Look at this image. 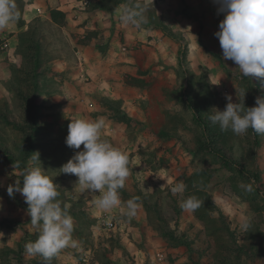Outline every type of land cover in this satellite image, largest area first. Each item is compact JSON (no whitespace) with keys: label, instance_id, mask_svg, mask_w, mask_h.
I'll use <instances>...</instances> for the list:
<instances>
[{"label":"rangeland","instance_id":"obj_1","mask_svg":"<svg viewBox=\"0 0 264 264\" xmlns=\"http://www.w3.org/2000/svg\"><path fill=\"white\" fill-rule=\"evenodd\" d=\"M35 1L42 5L40 9L44 11L47 10L46 6L61 3L59 0H16V3L23 6L26 2ZM136 4L139 3L133 2L131 6ZM144 9L147 18L144 25L153 26L157 21L149 22L150 13ZM44 11H39V14L44 16ZM183 13V25L175 27L173 32L184 39L186 55L180 60L179 42L176 54L169 48L167 51L170 55L166 53L168 61L171 56L176 62L174 74L169 73V63L162 60L161 73L152 67L143 73L148 79L145 84L149 85L147 98L141 97L133 89L128 93V98L122 99L123 102L114 103L115 108H110L109 103L105 104L108 109L105 113L111 117L113 131L104 138L126 152L130 161V175L124 191L120 190L121 205L110 211L105 212L96 207L98 193L81 192L75 185L78 178L61 172L62 165L71 159L76 150L69 148L65 142L69 122L65 121L64 113L54 102H48L57 90L56 80L49 79L48 68L44 69L51 57H46L41 70L36 98V125L30 146L25 143L20 131L4 117H13L18 121L25 118L13 89L16 86L13 66L23 64V59L20 64L11 67V75L3 82L5 89L0 92V175H6L8 181L0 186V197L12 199L7 193L8 186L16 180L22 181L30 157L34 152H39L40 163L57 184L60 194L58 199L68 204L69 210H73L78 217V223L83 224V227H79L82 249L78 245L63 249L56 257L58 264L172 262L175 257L171 254L161 260L152 251V243L157 244V239L162 238L170 243L171 239L169 241L165 235L169 230L176 236L186 234V241L196 249L206 247L209 237L201 231L204 227L194 212L183 211L179 206L187 198L186 191L177 195L170 191L178 182L182 181L186 185L185 179L190 175L207 184L208 192L216 204L213 215L217 216L218 211H221L227 217L233 237L228 239L225 236V242L232 243L231 239L242 242L245 229L241 225L249 221L252 228H259V243L264 246V135L249 129L245 135L237 136L231 130L221 131L218 125H212L214 130L209 133L214 136V141L210 143H215L216 148L224 149L228 155L242 162L250 174L259 175V180L255 181L253 177L240 175L234 166L226 167L217 155L201 147L207 139L192 108L196 107L204 117H208L215 111L213 107L220 110L225 108L228 102L225 94L232 95L233 102H239L238 96L242 101L245 92V106H255L256 97L264 96V81L243 77L232 61L223 59L219 39L214 35L223 14L218 15L215 10L210 14L209 7L195 13L187 5L183 7ZM43 18L35 19L32 34L43 40L44 51L56 44L66 49L60 27ZM29 42L30 38L22 39L21 48L25 49V44ZM133 78L138 79L128 74L129 81L134 82ZM190 100L193 103H189ZM248 184H252L251 192L241 187ZM17 194L15 196L19 198ZM144 196H147L148 206L142 201ZM131 198H138L139 208L137 215L129 219L121 214L120 207H124ZM94 213L97 217L91 215ZM107 216L118 217L116 228L107 229L103 225L101 220ZM211 236L215 238V235ZM178 252L188 256L190 263L186 245H181ZM197 257V253H194L193 260ZM202 262L206 264L207 260L203 258ZM247 263L264 264V260L255 254Z\"/></svg>","mask_w":264,"mask_h":264},{"label":"crops","instance_id":"obj_2","mask_svg":"<svg viewBox=\"0 0 264 264\" xmlns=\"http://www.w3.org/2000/svg\"><path fill=\"white\" fill-rule=\"evenodd\" d=\"M59 1L60 4L46 6L45 11L40 9L42 5L37 1L26 2L22 14L24 24L20 25L17 21L7 29L0 30V92L5 89L3 82L11 75V67L22 61L18 51L19 33L28 30L35 19L45 17L43 19L60 27L67 46L62 49L56 44L49 50L45 49V55L51 57L47 62L49 79L56 80L57 87L54 97H49L48 102L59 106L65 121L69 123L71 118H103L105 126L102 136L111 135V117L105 113L108 109L102 99L122 101L128 98V93L133 89L141 97L147 98L149 85L145 84L148 79L143 73L150 67L161 73L163 67L160 61L163 60L171 66L169 73L174 74L176 62L171 56L168 61L166 53L170 55L167 51L169 48L176 54L179 44L150 24L140 28L122 24L120 14L125 6L134 7L131 6L132 1L121 2L114 11L92 8L89 0ZM139 4H150L161 21L173 29L183 25L185 5L195 13L209 7L212 14L218 8L213 0H139ZM53 8L65 13L63 24L52 21L50 11ZM39 11H44V16ZM128 74L138 78L134 80L136 85L129 83ZM7 181L6 175H0V186ZM17 195L19 198L15 196L10 200L0 197V264H41V257H31L25 253V244L36 239L37 231L30 221L24 197L20 193ZM70 214L74 219L73 239L82 249L78 217L73 210ZM91 215L97 217L95 213ZM157 240V244L152 243V251L161 260L168 254L175 257L172 262L164 260L160 264H192L188 256L179 254L178 248L181 246H171L162 238ZM5 248L11 250L7 256V252H1ZM51 264H58L57 258H53Z\"/></svg>","mask_w":264,"mask_h":264},{"label":"clouds","instance_id":"obj_3","mask_svg":"<svg viewBox=\"0 0 264 264\" xmlns=\"http://www.w3.org/2000/svg\"><path fill=\"white\" fill-rule=\"evenodd\" d=\"M213 2L218 5L217 14H223L214 34L219 39L223 59L232 61L243 77L264 81V0ZM144 13L145 9L140 4L125 6L119 18L124 25L140 28L147 23ZM20 18L16 0H0V30L7 29ZM245 96L246 92L242 101L238 96L239 102H233L232 95L225 94L228 101L225 108L213 107L215 111L208 119L221 131L231 130L237 136L245 135L249 129L264 135V96H257L252 107L245 106ZM104 126L103 118H71L65 142L76 151L60 169L62 173L78 178L75 185L81 192L98 193L95 205L107 212L121 205L120 190L125 187L130 175V161L126 152L102 136ZM40 162V153L34 152L24 168L22 181L10 184L7 193L10 198H14L16 193L24 197L30 221L37 231L36 239L25 244V253L41 257V264H51L53 258L66 247H77V242L73 239L74 219L69 205L58 199L57 184ZM241 187L252 191V184ZM185 189L181 181L170 191L177 195L183 194ZM201 204L197 196L190 195L179 206L191 213L198 210ZM138 208V198H131L124 207H120V212L131 219L137 215ZM250 226L249 221L241 225L245 230Z\"/></svg>","mask_w":264,"mask_h":264},{"label":"trees","instance_id":"obj_4","mask_svg":"<svg viewBox=\"0 0 264 264\" xmlns=\"http://www.w3.org/2000/svg\"><path fill=\"white\" fill-rule=\"evenodd\" d=\"M89 1L91 2L92 8H101L110 11H114L115 9H117L119 4L123 1H132L134 3H139V0ZM17 7L21 16L18 22L20 25H23V6H19L17 4ZM141 7L146 8L147 11H149L150 17L148 19L150 22L157 21L155 24H153V27L160 28L165 35L181 44V50L179 51V54L180 60H182L186 55L187 49L186 45L184 44V39L174 34V29L161 21L160 16L156 14L155 9L150 4H141ZM50 15L54 23L58 25L64 23L65 13L61 10L53 8L50 11ZM33 25L34 23H31L28 30L19 34L18 51L21 54L24 63L13 66V80L16 83V86L13 89L16 92L19 106L22 108L25 118L22 121H18L13 117L10 118L9 116H4L9 124H11L16 130L20 131L25 143L28 144V146L32 145V135L35 129L37 117L36 98L39 93V81L42 75V66H44L43 64L45 63L47 57L44 51L45 46L43 44V40L38 39L36 37V34H32V30L34 29ZM24 38H30L31 42H29V44H25V49H22V39ZM44 69H47V67H44ZM133 80H135V78H133ZM129 83L136 85V83L131 81H129ZM102 100L105 104L109 103L110 108H115L114 103H119V100L114 99L103 98ZM189 103H193V101L190 100ZM192 108L199 123H201L203 127V135H205L207 139V142H204L201 147L204 146V150L217 155V157L220 158V160L226 167L231 168L232 166H234V168L237 169L240 175L250 178L253 177L255 181H258V174H250L249 170L246 166H244L242 162H239L235 158L228 155L224 149L216 148L215 143L209 142L211 140L214 141V136L212 137L209 135V133L214 130V125L211 123L208 117H204L196 107L192 106ZM185 182V191L187 197L190 195H195L202 201L201 207L194 212V215L204 227L201 231H204L205 235L209 238L206 240V247L196 249L190 244V242L186 241V234H183L182 236H176L173 234V232H171V230H169V232H167V234L165 235L168 237L169 241L171 239L169 243L171 244V246L186 245L188 255L191 258L192 264H204L202 262L203 258L207 260L206 264H248L247 261L252 259L255 254L256 256L264 260V246H261L259 243V228H252V224L250 223L251 226L247 230H245V237L242 239V242L239 243V241H235L233 239H231L232 243L225 242L224 237L227 236L228 239H230L231 237H233V231L231 230L228 224V219L223 214V212L218 211L217 216L213 215L216 204L213 201L211 194L208 192L207 184L202 180L197 179L194 175L186 177ZM121 190L124 191L123 189ZM142 199L145 205L148 206V204H146L148 203L147 196H144ZM155 207L158 211L157 204H155ZM79 227H83L82 222H80ZM80 232L81 229L79 230V233ZM211 235H215V238H213ZM1 252H7V256L8 253L11 252V250L5 248L1 250ZM194 253H197L198 255L196 260H193Z\"/></svg>","mask_w":264,"mask_h":264},{"label":"built area","instance_id":"obj_5","mask_svg":"<svg viewBox=\"0 0 264 264\" xmlns=\"http://www.w3.org/2000/svg\"><path fill=\"white\" fill-rule=\"evenodd\" d=\"M102 223L107 229H114L116 228L117 225V220L116 218H113L111 216H107L105 218H102Z\"/></svg>","mask_w":264,"mask_h":264}]
</instances>
